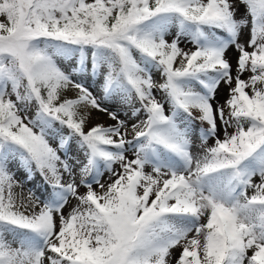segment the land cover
<instances>
[{"label": "snow or ice", "instance_id": "snow-or-ice-1", "mask_svg": "<svg viewBox=\"0 0 264 264\" xmlns=\"http://www.w3.org/2000/svg\"><path fill=\"white\" fill-rule=\"evenodd\" d=\"M0 264H264V0H0Z\"/></svg>", "mask_w": 264, "mask_h": 264}, {"label": "rangeland", "instance_id": "rangeland-1", "mask_svg": "<svg viewBox=\"0 0 264 264\" xmlns=\"http://www.w3.org/2000/svg\"><path fill=\"white\" fill-rule=\"evenodd\" d=\"M244 11V8L243 6H241L240 8V13H243ZM238 13V15L240 14ZM181 47H191V45H185V44H181ZM229 56L230 58H232V61H233V64L235 65V52L232 51V50H229ZM247 75V74H245ZM157 80H159V74H156V77H155ZM227 94V89L222 85L221 86V89H220V92H219V97L221 100H223V98L226 96ZM69 95H72V93H69ZM94 121L93 122H103V123H106V124H109V123H112V121L104 114H101V113H94ZM209 143H212V141H209ZM17 180H23L24 179V173L21 171V172H18L17 173ZM107 177L105 176V179ZM36 188L37 189V192L41 191L44 189L45 185L43 183V180L41 178V176L37 173L35 175V178L29 182V183H25L24 184V190H23V195L24 196H27V189L28 188ZM17 192H20L21 190L19 188L16 189ZM81 191H84L83 188H81ZM75 203L74 200L71 201V203L69 204V208ZM68 211V208L65 209V212L67 213ZM177 252L179 251V249L176 250Z\"/></svg>", "mask_w": 264, "mask_h": 264}]
</instances>
